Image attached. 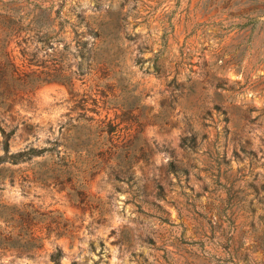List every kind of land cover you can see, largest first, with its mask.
Wrapping results in <instances>:
<instances>
[{
  "label": "rangeland",
  "instance_id": "1",
  "mask_svg": "<svg viewBox=\"0 0 264 264\" xmlns=\"http://www.w3.org/2000/svg\"><path fill=\"white\" fill-rule=\"evenodd\" d=\"M9 56L0 264H264V0H0Z\"/></svg>",
  "mask_w": 264,
  "mask_h": 264
},
{
  "label": "trees",
  "instance_id": "2",
  "mask_svg": "<svg viewBox=\"0 0 264 264\" xmlns=\"http://www.w3.org/2000/svg\"><path fill=\"white\" fill-rule=\"evenodd\" d=\"M86 26L88 28V31L93 33L95 36H100L101 32L99 28L93 26L92 22L90 20H87ZM8 61L5 62L3 66L0 67V77L1 79H5L7 76L8 72L9 74L18 80L22 85H26L30 83V81L26 80L27 77L29 76L28 73L22 72L19 70L18 67L15 66V64L12 62L10 59V56L8 57ZM82 58H84V54H82ZM33 58L30 59L32 61ZM80 69H82V62L80 63ZM52 79H58L60 81L65 82L66 80L64 78L59 77L58 75L52 76ZM4 93H8L7 96H10L13 94V92L10 90L9 86H6V89L4 92L1 93L3 95ZM2 132V140L0 141V145L2 149L4 150V154L0 155V162L4 161L7 157L12 158L14 161L24 159L25 157L29 156L30 154H38L39 152H42L44 149H36V148H30L27 150H21L15 153H9V140L15 133V129H11L9 131H6L5 129H1ZM60 255V250L57 251L54 254V257L56 259L57 264L59 263L58 256Z\"/></svg>",
  "mask_w": 264,
  "mask_h": 264
}]
</instances>
